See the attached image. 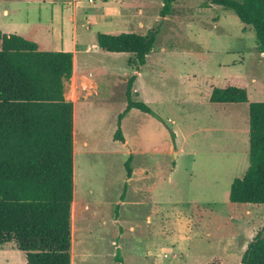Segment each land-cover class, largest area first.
Returning <instances> with one entry per match:
<instances>
[{
    "label": "rangeland",
    "instance_id": "rangeland-1",
    "mask_svg": "<svg viewBox=\"0 0 264 264\" xmlns=\"http://www.w3.org/2000/svg\"><path fill=\"white\" fill-rule=\"evenodd\" d=\"M204 3L175 0L161 16L162 0H0L1 32L73 54L64 81L73 104L71 264H241L255 234L264 236V204L228 199L248 166L247 102L209 100L214 87L234 85L264 101V54L232 10ZM149 31L154 46L133 99L160 119L131 108L119 140L134 55L101 50L96 33ZM0 264H26L24 253L7 242Z\"/></svg>",
    "mask_w": 264,
    "mask_h": 264
},
{
    "label": "trees",
    "instance_id": "trees-1",
    "mask_svg": "<svg viewBox=\"0 0 264 264\" xmlns=\"http://www.w3.org/2000/svg\"><path fill=\"white\" fill-rule=\"evenodd\" d=\"M175 0H162L160 15ZM232 10L252 27L256 48L264 54V0H208ZM108 52H129L133 73L126 82V108L118 115L116 139L123 140L121 119L136 108L159 116L133 99L137 72L151 52L155 32L96 33ZM73 70L71 51L41 50L35 41L0 31V246L13 242L26 264H71L70 209L73 200V104L64 97V81ZM209 100L248 107V166L231 181L232 203L264 204V101H249L243 87H214ZM172 140L174 132H170ZM128 155L126 177L131 176ZM123 186L122 196L126 189ZM115 258L120 260V255ZM119 264V263H117ZM207 264H220L214 259ZM241 264H264V236L258 231L241 256Z\"/></svg>",
    "mask_w": 264,
    "mask_h": 264
},
{
    "label": "crops",
    "instance_id": "crops-1",
    "mask_svg": "<svg viewBox=\"0 0 264 264\" xmlns=\"http://www.w3.org/2000/svg\"><path fill=\"white\" fill-rule=\"evenodd\" d=\"M4 12H5V10H4Z\"/></svg>",
    "mask_w": 264,
    "mask_h": 264
}]
</instances>
